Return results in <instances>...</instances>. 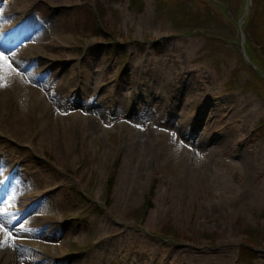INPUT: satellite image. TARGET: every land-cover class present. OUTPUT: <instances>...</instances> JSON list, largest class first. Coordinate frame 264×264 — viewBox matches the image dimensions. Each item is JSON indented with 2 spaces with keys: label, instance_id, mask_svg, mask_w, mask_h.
<instances>
[{
  "label": "rangeland",
  "instance_id": "obj_1",
  "mask_svg": "<svg viewBox=\"0 0 264 264\" xmlns=\"http://www.w3.org/2000/svg\"><path fill=\"white\" fill-rule=\"evenodd\" d=\"M246 4L0 0V52L24 74L21 114L0 108V264H264V63L247 51L264 59V0L240 35Z\"/></svg>",
  "mask_w": 264,
  "mask_h": 264
},
{
  "label": "bare ground",
  "instance_id": "obj_2",
  "mask_svg": "<svg viewBox=\"0 0 264 264\" xmlns=\"http://www.w3.org/2000/svg\"><path fill=\"white\" fill-rule=\"evenodd\" d=\"M0 76L3 77L0 80V108L3 110V114L7 116H12L14 114H21L20 103L18 101V96L20 95L22 88L21 84L24 79V74L19 72V70H10L5 68L0 72ZM176 88H174V91ZM17 97V98H16ZM33 126H29L25 129V133L29 134L32 132Z\"/></svg>",
  "mask_w": 264,
  "mask_h": 264
},
{
  "label": "trees",
  "instance_id": "obj_3",
  "mask_svg": "<svg viewBox=\"0 0 264 264\" xmlns=\"http://www.w3.org/2000/svg\"><path fill=\"white\" fill-rule=\"evenodd\" d=\"M200 1H201V3H205L206 1H209V0H200ZM256 2H257V0H252V6H251V9H250L249 18H248L249 21L246 22L243 25V30H244L245 33H247L248 27H249V25L251 24V22L254 19L255 12H256V10H254V6H255ZM227 9L231 12V8L229 6L227 7ZM253 36L256 37V34H254ZM263 44H264V41L262 42V45ZM259 48H261V47H255V49H253V51H250L249 49L247 51H248V54H249V56H250V58L252 59L253 62H255L257 60L259 62V65H263L264 59L262 57H256L255 56V55H258L259 56V54L257 53V51H258ZM108 185L109 186L107 188V195L109 196L110 195V191H111V187L113 185L112 178L109 179V184ZM153 193H154V188H152L151 191L149 192L148 198H147V200L145 202V207L151 206L152 200H150V199H151V196L153 195ZM105 203H106V205H108L109 204V201L106 199ZM101 210H102V206L100 205L99 211H101ZM242 258L245 259L244 261H253L255 257H254V253L250 249H248V248H241V252H240V256H239V261H241Z\"/></svg>",
  "mask_w": 264,
  "mask_h": 264
},
{
  "label": "snow or ice",
  "instance_id": "obj_4",
  "mask_svg": "<svg viewBox=\"0 0 264 264\" xmlns=\"http://www.w3.org/2000/svg\"><path fill=\"white\" fill-rule=\"evenodd\" d=\"M12 63L9 61V56L7 54H5L4 52H0V72H2L6 67L11 69L12 68ZM3 77L0 76V80H2ZM0 86H5V85H0ZM3 210H0V215H3ZM4 228L2 225H0V231H3ZM3 245L0 244V247H2Z\"/></svg>",
  "mask_w": 264,
  "mask_h": 264
},
{
  "label": "water",
  "instance_id": "obj_5",
  "mask_svg": "<svg viewBox=\"0 0 264 264\" xmlns=\"http://www.w3.org/2000/svg\"><path fill=\"white\" fill-rule=\"evenodd\" d=\"M248 2L251 3V0H248ZM248 9H249V7L247 8V10H248ZM242 21H243V20H242ZM241 23H242V22L239 23V34H240V35L242 34V32H241Z\"/></svg>",
  "mask_w": 264,
  "mask_h": 264
}]
</instances>
